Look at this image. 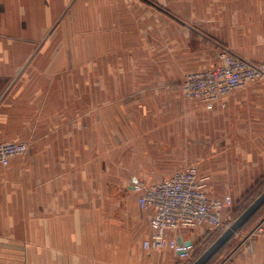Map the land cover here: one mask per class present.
Segmentation results:
<instances>
[{
  "label": "rangeland",
  "instance_id": "obj_1",
  "mask_svg": "<svg viewBox=\"0 0 264 264\" xmlns=\"http://www.w3.org/2000/svg\"><path fill=\"white\" fill-rule=\"evenodd\" d=\"M145 1L54 0L53 36L31 63L39 66L16 85L36 91L39 105L47 102L48 115L53 118L19 119L0 105L8 115L0 118V133L7 136L3 139L27 147L13 156L17 161L14 168L5 167L6 172L0 165V172L7 179L23 177L22 191L34 189L29 183L32 176L39 179V190H45L46 177L53 170L56 176H82L88 187L96 179L102 182L96 189L104 196L109 192L119 196L118 201L103 198L97 203L109 208L118 202V218L126 220V212L121 210L137 204V194L131 188L133 177L145 181L140 178L155 175L158 168H151V161L164 157L166 169L175 171L178 168L169 167L170 159H181L177 167L199 164L211 180L228 176V182L222 181L225 188L220 189L233 198L230 219L234 223L264 192V162L257 160L261 153H250L246 160L244 153L224 152L221 123L215 136L210 134L209 110L184 99L183 87L196 72L222 63L225 52L239 54L240 40H224L223 25L207 22L210 0ZM159 17L167 18L166 34L161 33V38L153 33L158 32ZM147 26H151L150 38L143 34ZM100 27L102 33L96 32ZM257 43L263 44V49ZM257 43L249 46L260 48L257 59H244L264 66V39ZM31 81L39 82L32 85ZM26 128L40 132L52 128L53 133L8 136ZM257 143L262 141L257 138ZM49 144L53 147L47 151ZM226 155L238 165L235 174L234 168L207 166L217 158L219 166L226 165L222 159ZM211 170L220 176L214 177ZM77 186L72 185V190ZM137 208L142 211L138 204ZM214 238L216 233L200 235L185 264L213 245L218 239L213 242ZM210 264H264V208Z\"/></svg>",
  "mask_w": 264,
  "mask_h": 264
},
{
  "label": "crops",
  "instance_id": "obj_2",
  "mask_svg": "<svg viewBox=\"0 0 264 264\" xmlns=\"http://www.w3.org/2000/svg\"><path fill=\"white\" fill-rule=\"evenodd\" d=\"M50 2L0 0V105L5 106V111L14 113L16 118L19 116V119L53 118V115H48L50 111L47 102L39 105L40 97L34 96L38 94L36 91L28 92V87L23 89L22 84L16 86L18 82L27 79V73L32 68L39 66L31 63L53 36L55 4L54 0ZM149 2L147 0V4ZM207 13V22L223 25L224 40H240L241 48L239 54L235 55L257 59L260 48L249 46L264 39V0H210ZM99 15L98 11L96 17ZM166 19L159 17L158 32H153L158 33L159 38L161 33L166 34ZM180 23L183 21L180 20ZM150 28L145 27L143 33L149 38L152 35ZM191 29L202 35L195 28ZM96 32L102 33L101 27ZM256 45L263 49V44ZM37 82L31 81L29 84ZM13 92L16 95H12ZM184 108L188 109L186 105ZM0 111L3 112L0 118L5 119L8 115ZM208 116L212 121L210 134L215 136L219 131L218 124L221 123L224 152L244 153L246 160L250 153L260 152L258 163L262 160L264 162V81L235 91L228 97L225 108L208 111ZM30 132L50 136L53 129L47 128L45 132L31 128L19 129L8 136L29 135ZM2 135L4 133H0V139L4 140L6 135ZM257 138L262 141L261 145L257 143ZM52 147L46 145V150L50 151ZM222 159L227 161L222 167L218 165L219 158L212 159L207 166L216 169L234 168L235 174L238 165L233 163L231 155ZM13 161L7 169L14 168L17 161ZM181 161L170 159L169 167L176 169L194 164L191 162L177 167ZM166 163L165 157L159 158L157 162L151 161V168L156 167L158 171L153 176L146 175L140 179L154 183L170 176L173 170H167ZM212 173L214 177L220 176L217 170ZM56 175L53 170L46 177V188L42 191L36 186L39 179L32 176L29 183L36 190L32 188L30 191H22L23 177L7 179L0 172V264H185L186 261L173 251L150 253L143 249L142 241L150 235L151 229L137 204L121 210L126 212L127 219H119L118 202L109 208H103L102 203H97L103 198L118 201V192L105 193L104 196L102 190L96 189L98 184H102L101 181L98 183L95 179L88 187L82 176ZM227 177L222 174V179L213 178L209 182L210 194L225 195L220 188H225L222 181L228 182ZM138 180L133 177V183ZM8 184H11L10 188ZM74 184L78 186L72 190ZM197 233L186 231L183 237L186 241H196L201 235ZM179 241L183 242L181 238Z\"/></svg>",
  "mask_w": 264,
  "mask_h": 264
},
{
  "label": "built area",
  "instance_id": "obj_3",
  "mask_svg": "<svg viewBox=\"0 0 264 264\" xmlns=\"http://www.w3.org/2000/svg\"><path fill=\"white\" fill-rule=\"evenodd\" d=\"M222 61L191 76L183 87L184 99L197 101L209 111L223 109L232 93L264 79L262 65L228 51L223 54ZM26 149L25 143L0 141V165L8 167L13 156ZM210 181L211 175L194 163L154 183H133L131 188L137 194V204L151 229L150 235L142 241L145 251L163 253L170 250L189 261L196 241H186L183 237L186 231L201 229L200 234L206 235L224 233L231 227L233 198L229 194H210Z\"/></svg>",
  "mask_w": 264,
  "mask_h": 264
},
{
  "label": "water",
  "instance_id": "obj_4",
  "mask_svg": "<svg viewBox=\"0 0 264 264\" xmlns=\"http://www.w3.org/2000/svg\"><path fill=\"white\" fill-rule=\"evenodd\" d=\"M264 205V192L260 197L211 245L193 264H207L209 260L259 211ZM189 244V242H188Z\"/></svg>",
  "mask_w": 264,
  "mask_h": 264
},
{
  "label": "trees",
  "instance_id": "obj_5",
  "mask_svg": "<svg viewBox=\"0 0 264 264\" xmlns=\"http://www.w3.org/2000/svg\"><path fill=\"white\" fill-rule=\"evenodd\" d=\"M264 208V205L259 209V211L242 227V228H244L262 209ZM241 228V229H242ZM222 233L223 232H216V234H217V238H219L220 237V235H222ZM214 234V233H213ZM217 238H214V240H213V242L217 239ZM212 242V243H213ZM230 242V240L209 260V262L207 263V264H210V263H212L213 262V260L215 259V257L228 245V243ZM211 243V244H212ZM208 248V247H207ZM206 248V249H207ZM205 249V250H206ZM205 250H202L201 252H199L197 255H196V257L194 258V260L192 261V263L191 262H189V263H187V264H193L202 254H203V252L205 251Z\"/></svg>",
  "mask_w": 264,
  "mask_h": 264
}]
</instances>
